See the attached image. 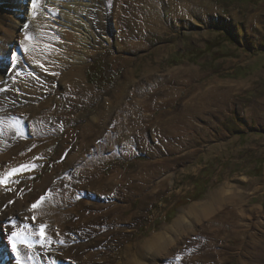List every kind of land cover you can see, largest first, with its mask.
Here are the masks:
<instances>
[{
    "label": "rangeland",
    "instance_id": "374dc122",
    "mask_svg": "<svg viewBox=\"0 0 264 264\" xmlns=\"http://www.w3.org/2000/svg\"><path fill=\"white\" fill-rule=\"evenodd\" d=\"M180 1L186 6V19L177 17L169 23L161 13V23L156 26L138 22L149 8L145 6L154 7L153 0H78L77 5H73L74 0H36L31 7L30 2L24 4L19 19L15 13L21 0H0V179L5 180L0 183V264H16L8 245L10 229L18 233L22 264H77L69 259L74 250L97 257V263L79 264H124L125 250L136 259L135 253L139 249L143 252L147 240L168 228L181 212L196 204L205 205L227 184L245 196L243 216L248 219L244 221L246 231L229 236V254L233 257L223 264H251L248 251L254 254L264 248V0H202L215 9L207 18L199 6L191 5L195 0ZM156 5L169 9L166 0ZM62 13L70 16L73 28L84 30L86 25L93 39L88 43L65 40L59 24ZM124 42L134 48L123 49ZM66 45L67 53L85 56L82 84L100 95L88 108L79 109L77 118L79 112L91 113L100 107L104 111L99 126L105 132L103 138H128L133 148L107 146L101 155L71 158L78 138H65L90 120L87 114V119L70 114L67 131L66 120L61 119L65 108L56 105L65 90L63 64L57 59ZM39 49L45 50L41 57L44 53L52 57V63L43 65L47 71L42 83L35 67ZM63 61L65 67L69 65ZM94 63L97 67L86 74ZM174 72L178 73L175 82L163 84ZM127 73L132 78L125 82ZM87 77L94 84H89ZM148 81L154 82L149 89ZM135 84L143 86L133 94L137 98L147 99L149 92L151 99L154 96L150 107H124L116 102L113 90L123 87L122 96L127 97ZM164 88L170 90L166 96L161 92ZM153 90L158 93L153 95ZM173 92L178 98L175 107L182 103L184 107L185 102L196 98L195 105L203 109L218 107L209 126L196 119L195 125L205 133L176 140L157 134L155 121L159 118L155 117L171 104L167 97ZM213 93L218 98L214 102ZM224 93H229V98L221 101ZM48 100L52 104L42 106ZM132 113L143 121L138 123L133 118L126 124ZM146 116L155 119L146 129L148 138H131L145 132ZM108 119L115 127L122 119L125 127L119 132L112 125L105 128ZM170 145L184 146L181 153L168 154L163 147ZM153 155L155 159H182L151 178L138 165L151 161ZM93 169L106 176L118 171L132 178L113 189L95 192L82 183ZM142 174L150 190L140 197ZM47 177L52 178L51 183L42 189ZM162 179L164 186L156 189ZM42 196L44 199L33 209L31 206ZM109 205L115 206L116 214L107 213ZM90 217L99 220L90 219L89 224ZM41 225L45 226L44 240L39 235ZM199 229L197 225L195 230ZM182 241L187 242L183 237Z\"/></svg>",
    "mask_w": 264,
    "mask_h": 264
},
{
    "label": "bare ground",
    "instance_id": "6f19581e",
    "mask_svg": "<svg viewBox=\"0 0 264 264\" xmlns=\"http://www.w3.org/2000/svg\"><path fill=\"white\" fill-rule=\"evenodd\" d=\"M76 1H78V0H74L73 5L78 4V3H76ZM153 1H154V7L151 8L150 5L145 6L147 8L149 7L148 9H146L145 13L147 12V10L149 11V13H147V14L143 13V15L141 14L142 15L141 17H138V22H140L141 24L142 23H143V25L152 24V25H156V26L160 25L161 21H160L159 16L161 15V13H165V17L163 18V20L168 21L169 23H170V19L171 20L177 19V17H183L186 19V16L184 15L185 10H186V6H183L182 3L177 2V0H166L168 3V7H169V9H167V10H169V11L165 10L163 7L156 5L158 2L160 3V0H153ZM155 1H156V3H155ZM195 1L196 2L191 4V5L195 6V7L199 6L201 11L203 12V17L207 18L210 15L215 13V9H214L213 5H211L205 1H202V0H195ZM29 2H30L29 6L31 7L33 0H28V1L21 0V5L18 9L19 12L15 13L16 19H19L20 15H22L21 10L23 11L24 4L29 3ZM71 5H72V3H71ZM142 7H143V5H142ZM141 8L138 9L139 13L141 12L140 11ZM144 10H145V8H144ZM62 15L63 16L60 19L62 22H60L59 24L61 25V27H63V29H61V31H62L61 36L64 37L65 40H71V39L75 38L79 42L88 43L89 40L93 39L92 34H90L88 32L86 25H85L84 30L81 29L82 31H84V33H82L81 30H77V29L72 27V23L70 22L71 21L70 16L68 18V17H66L67 14L64 15L62 13ZM78 16H79V14H78ZM63 22H65V23H63ZM72 22H74V21H72ZM15 24L18 26V22H15ZM78 29H80V28H78ZM155 29H156V27H155ZM85 32L87 33L86 35H85ZM124 43L125 44H123V49L128 50V49L134 48V46H132L131 44H128V42H124ZM68 46L66 45L64 49H61V47H60V49L63 51V53H59V59H57L58 64L59 63L63 64V66L61 68L64 69V73H62L63 74L62 81L65 80V82H64L65 90H64L61 98L58 99L56 105L58 107L65 108V110L62 111V113H65V114H63L61 119L66 120L65 125L67 127V131L70 128L69 127L70 126V123H69L70 114L75 113L76 119H79L80 117H82L83 119H84V117H86V119H87V117L89 116L88 118L90 120V123H88L86 125H84L83 123L79 124L80 129H77L74 132H68L69 134L66 136V138H65L66 140H69L71 138H76V135L78 138V142L74 147L75 153H73L71 155V158L85 157L86 155H90V154H92L93 156L94 155L97 156L100 154L101 150L105 149V147H107V146H109V149H115L116 148V150H119V149L129 150V149L133 148L134 145H132V143L129 142L128 138H125V139H123V138H103V135L105 134V132L102 129H100L99 126H100V120L102 119V113H104V111L100 107L97 108L96 110H93L91 113L90 112L89 113L79 112L81 115H80V117L77 118V111H79V109H84L86 107L88 108L90 102L93 99L100 97V95L94 93L92 91V89H90V88L84 86V84H82L83 80H82V76H81V69H82V66L84 65V62H85L84 61L85 56L84 55L83 56L78 55V52H72V54L67 53V50L69 49ZM44 51H45L44 49H39L38 54L35 58V64H37V62H38V64H37L38 66L35 65V67H36L38 79L41 80L40 83H42V79L45 77V74L47 71L46 67H44L45 69H43V65L45 66V65L49 64L50 62L52 63V57L46 56V53H44V58L41 57V55L43 54ZM70 57H71V60L69 59ZM63 60L68 61L69 65L65 67V62ZM55 67L58 68L56 65H55ZM51 72H53V71H51ZM179 72H181V71H179ZM194 73L195 72H191L190 74L193 75ZM127 74H128V77L126 76V78H124V80H123L125 82L129 81L132 78L130 76L131 75L130 73H127ZM179 74H181V73H179ZM171 75H173V77H171ZM171 75H170V77H167L168 83H163V84H167V85L170 84V82L174 81L173 78L178 76V73L174 72V73H171ZM196 76L193 75V77H196ZM123 81H122V83H123ZM153 83L154 82L151 83V81L147 82L148 89L150 86H152V85L154 86ZM138 84H141V82ZM138 84L133 85L134 91L130 90L129 92H127L128 93V96L126 95L127 97L122 96V93H125V90L123 87H121L117 90L116 89L113 90V92H116V96H115L116 102H118V104H119V101H120V103L124 107H126V105H132V107H134V108L136 106H140L143 108L150 107L151 105L148 103L152 102L151 100L154 97L153 95H155L157 91L153 90V95H152L153 97L151 99V97H150L151 93L149 92V90H146L144 88L147 91V93L149 92L148 95L145 96L146 98L147 97L148 98L147 99H143L141 97L137 98L133 94L136 93L137 90H138V92L141 91V89L143 87V86L141 87V85H142L141 84L140 87L138 88V86H139ZM191 84H192V81H191ZM179 85L181 87L183 86V88L185 87L184 86L185 84H183V83H181ZM213 85H212V92L215 91V86H213ZM119 90H121V91L118 92ZM168 91H170V90H167L166 88L161 90V92H164L163 95H165V96H166ZM210 92H211V90H210ZM109 93H111V92L109 91ZM104 94H108V92H106ZM214 94L215 93H213V95L211 96L212 97L211 100H213V102L215 100H218V98L216 97L217 94H216V96ZM221 100H223V98H221ZM48 104H52V101L48 100L46 102H43L42 106L48 108V106H49ZM50 107H52L51 109H53V106H50ZM132 107H130V109H132ZM134 108H133V110H134ZM39 109H40V107H39ZM200 111H202V112L204 111L205 113L207 112V114H208V111L210 112L211 109L210 108L203 109V108H201V106L199 107V105H195L194 101H187V102H185L183 114H181V115L185 116L184 112H186L187 114L188 113L197 114ZM135 113H136V111H135ZM135 113H132L133 115L130 117L128 122H126V124L129 125L130 120L133 118L138 123H139V121L141 122V120L143 121V119H137L136 116H134ZM85 114H87L88 116ZM146 117H148V116H146ZM50 118H53V116L51 115ZM120 121L122 122V119H120ZM121 122L116 121V127H115L114 124L112 125L110 123V119H108V120H106L105 128L112 125L114 127V129L116 128V130L119 132L121 127H125V125L121 124ZM94 123H96V124H94ZM160 125L158 124L156 126V128L159 126V131L161 128L167 129L166 127L160 126ZM126 130H129V129H126ZM169 130L172 131V129H169ZM157 132H158V130H157ZM160 133H162V132H160ZM62 138H64V137H62ZM173 139L176 140L177 138H173ZM122 140H124L126 142L123 143ZM135 141H138V140H135ZM99 142L100 143L104 142V145L102 147L100 145V147L102 149L99 147ZM140 143H141V141H140ZM142 144L146 145V143H142ZM94 145H96V148L94 147ZM138 145H140L139 142L136 143V147ZM183 146L178 145L176 147V146L170 145L168 149L166 147H163V150L168 152V154H171V153L178 154V153H181V150H183V149H181V147H183ZM188 149H190L189 146H188L187 150ZM186 153L187 152H185L186 156H184V159L187 158L188 154H186ZM156 154H158V153L154 152V155H156ZM154 155L152 156L151 161L144 162V164L138 165V167L144 169V173L149 174L151 178H154L153 176H156L158 174H162L164 172V170L168 169L169 167H172L174 164H177L179 162V159H182V157L181 158L176 157L172 160H170V159L166 160L167 158H164V157H159V158L155 159ZM56 171H57V169L55 170V173H56ZM100 171L101 170H99V169H93L90 173L85 174L84 181L82 182V180H83V178H82L81 182L86 184V185H89V188L93 189L95 192H102L104 190L113 189L116 186V184H118V183L120 184L121 181H128V179L131 180V178H132V176H129V175H120V172H118V171H116V172H114L108 176L102 175ZM144 178H145V180H144ZM51 180H52L51 177H47L43 186H42V189H45V186L49 185L51 183ZM141 181H142V188L139 189L140 197H142V194L145 195L146 192H148V190H150V185L147 182L146 176H143V174H142V180ZM164 182H166L164 179L157 182L156 183V185H157L156 189L159 188V190H160L162 188V186H164ZM57 189L60 190L59 187H57ZM78 189H82V188H78ZM156 189H155V191H156ZM235 189L236 188L231 187L227 184L220 191L216 192L205 205L196 204V205H193L192 207H190L186 212H181V214L179 216H177V218L172 222V224L168 228H165L158 235L150 238L149 240H147V242H145V247H143V249H144L143 252H140L139 251L140 249H139L135 253V255L137 256L136 259H135V256H132V257L129 256L130 252L125 250L126 252L124 254H126V256L123 255V257H124L123 263L124 264H157V262H160L162 260V262H163V263L161 262L162 264H223L224 262L230 261L233 256H232V254H229V250H230V247H229L230 244L228 241L229 236L237 237V235L240 231H243V230L246 231L247 226H246V223L244 221H247V219H248V218L246 219L243 216L244 215L243 209H244L245 204H246V201L244 200L245 196L241 192L236 191ZM127 194L130 196V191H128ZM143 198H142V200H143ZM22 209H24V208H22ZM106 209H107V213H109V214L115 213L116 214L115 206L109 205L106 207ZM80 210H81V207H80ZM99 212H101V211H99ZM101 215L102 214H100L99 216L101 217ZM87 219H89V224H90V219L99 220L98 217H96V218L90 217ZM197 225L200 226V229L198 231L195 230ZM182 237L185 241L187 240V242L184 243V241H182ZM174 245H175V247H174ZM146 249L151 250V251H148V253H147ZM149 252H151V254H152L151 258L148 257L150 255ZM248 252H249V255L251 256V260H250L251 264H264V248H261L259 250H255L254 254H253V251L252 252L248 251ZM69 259L72 260L73 262L77 263V264L82 263V262H86V261L97 263V257L96 256H93L91 254H84L83 250L70 251ZM103 259H104V256H103ZM107 260H109V259H107ZM242 261H243V259H242ZM0 263H2V261ZM107 263H109V262L107 261Z\"/></svg>",
    "mask_w": 264,
    "mask_h": 264
},
{
    "label": "crops",
    "instance_id": "0c3cea01",
    "mask_svg": "<svg viewBox=\"0 0 264 264\" xmlns=\"http://www.w3.org/2000/svg\"><path fill=\"white\" fill-rule=\"evenodd\" d=\"M173 93L174 94L171 93V96L167 97L168 100H170L171 104H168L167 108L165 110H163L162 112H160L157 115V117H155L156 119L159 118V121H155V119L153 117H150L151 119L149 117H145V120H148L145 122L146 126H147L144 130L145 132L143 134H141V136H139V137L137 135H134L131 138H148L147 137L148 134H147L146 129L149 128L150 123L153 122L152 120H154L156 122V124H159V122H160L161 125H163L164 127L167 128V129L161 128L160 131H158L159 136H161V134H159L160 132L163 133V135H162L163 138H192L194 134H198L199 132H203L202 129H200L199 127H197L195 125L196 119H200V118L203 119V122L205 124H207V126H209L211 124L212 118H214V115H216L215 113H218V111L216 112L218 107L216 108L215 106L214 107L212 106L211 109L213 112L210 111L211 114L209 113V111H208V114H207V112L205 113L204 111L203 112L200 111L199 112L200 114L199 113H197V114L193 113V115H192L189 113L190 116L189 115L182 116L181 114H183V109H184V107H182L183 103L179 106L176 105V107H175L174 105L176 103H174V102L177 101L178 98L176 97L177 93H175V92H173ZM192 94L195 95L194 93H192ZM220 97H222L223 100L224 99L228 100L229 93L228 94L224 93V95L220 96ZM196 100H197V98H196ZM196 100L192 99V101H194V102H196ZM200 103H202V100L199 101V104ZM197 105H198V103H197ZM128 108H129V106H128ZM221 109H223V107ZM129 114H131V113H129ZM127 117H126V119H127ZM210 118H211V120H210ZM169 129H172V131ZM203 133H205V132H203ZM239 133H241V136H242L244 134V131H239Z\"/></svg>",
    "mask_w": 264,
    "mask_h": 264
},
{
    "label": "snow or ice",
    "instance_id": "6c2138e0",
    "mask_svg": "<svg viewBox=\"0 0 264 264\" xmlns=\"http://www.w3.org/2000/svg\"><path fill=\"white\" fill-rule=\"evenodd\" d=\"M35 3H36V0H33L34 5H35ZM25 39H29V37L26 36ZM11 59H12V61H14L16 59V57L14 55H12ZM21 167L23 168L24 166H21ZM13 174H14V172L9 173V175H13ZM4 182H5L4 179H0V183H4ZM43 199H44L43 196L40 197V200H37V202L34 203L31 207L33 209L37 208ZM33 220H35V217H33ZM44 228H45L44 225L40 226L39 235H40L42 240L46 239ZM17 238H18V233L15 231H11V229H10V235L8 236V245L11 249L12 254L16 258V264H22V257L20 255V252L18 249Z\"/></svg>",
    "mask_w": 264,
    "mask_h": 264
},
{
    "label": "trees",
    "instance_id": "16d2710c",
    "mask_svg": "<svg viewBox=\"0 0 264 264\" xmlns=\"http://www.w3.org/2000/svg\"><path fill=\"white\" fill-rule=\"evenodd\" d=\"M96 67H97V63H94L92 66H90V68H88V70L86 71V74H88L91 71H93ZM87 82L89 84H94L93 81H91L88 77H87Z\"/></svg>",
    "mask_w": 264,
    "mask_h": 264
}]
</instances>
